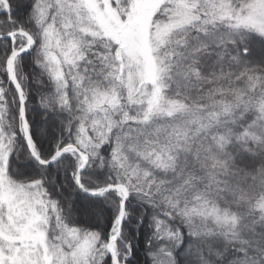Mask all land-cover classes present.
Masks as SVG:
<instances>
[{
  "label": "trees",
  "instance_id": "1",
  "mask_svg": "<svg viewBox=\"0 0 264 264\" xmlns=\"http://www.w3.org/2000/svg\"><path fill=\"white\" fill-rule=\"evenodd\" d=\"M4 1L0 165L9 181L43 189L54 206L47 210L50 240L59 221L107 244L124 195L91 197L80 188L123 186L128 198L113 243L119 264H264V123L256 119L264 102V36L225 19L172 31L155 56L162 95L182 110L145 119L149 86L129 94L118 69L120 46L84 33L72 0ZM129 1L112 5L119 11ZM206 1L197 0V10L208 8ZM19 30L33 41L16 56L12 74L34 152L48 161L74 146L87 160L78 185L76 153L40 164L26 146L6 63L27 38L2 37ZM66 47L71 59L55 64L52 53ZM99 92L113 101L97 107ZM98 264L114 263L105 251Z\"/></svg>",
  "mask_w": 264,
  "mask_h": 264
},
{
  "label": "rangeland",
  "instance_id": "2",
  "mask_svg": "<svg viewBox=\"0 0 264 264\" xmlns=\"http://www.w3.org/2000/svg\"><path fill=\"white\" fill-rule=\"evenodd\" d=\"M112 1L118 0H72L68 6L72 5V10L79 14L84 33L107 38L120 46L118 69L124 71L130 95L138 87L149 86V91L143 93L147 103L145 119L182 110L178 103L163 97L161 68L155 56L172 31L199 20L225 19L264 36V0H235L232 5L229 0H208V8L204 9V6L201 10H197V0H130L119 11ZM165 3L169 6L161 11L164 18L158 20L156 12ZM28 45L26 39L23 49ZM69 52L70 47H66L59 51L60 56L52 53L54 63L59 64L57 57L70 60ZM112 101L111 95L99 92L94 104L103 107ZM257 112L256 119L264 123V102ZM69 152L73 150L69 149ZM82 156L86 158L84 154ZM78 159L82 164L79 156ZM0 160L3 162L5 157ZM117 193L123 195L121 189ZM48 209L54 210V206L37 182H11L5 175L3 164L0 165V264H98L107 244L99 245L94 234H81L59 221H56L50 240ZM110 248L114 252L113 243Z\"/></svg>",
  "mask_w": 264,
  "mask_h": 264
},
{
  "label": "water",
  "instance_id": "3",
  "mask_svg": "<svg viewBox=\"0 0 264 264\" xmlns=\"http://www.w3.org/2000/svg\"><path fill=\"white\" fill-rule=\"evenodd\" d=\"M1 2H3V4H5V9H2L0 10V13L2 12H6L8 10V7H7V4L5 3L4 0H0ZM15 35H21L25 38L28 39L29 41V45L24 48V49H21V50H18V51H14L11 55V57L8 59L7 63H6V71H7V74H8V78L10 80V82L12 83V85L16 88L17 92H18V99H19V103H20V121H21V128H22V135H23V138L25 140V143H26V146L28 148V151L29 153L31 154V156L37 161L39 162L40 164H49V163H53L55 160H57L59 157H61L63 154L65 153H68L69 152V149L73 150L74 153H76L79 157H80V160L82 162V166L81 168L78 170L77 174H76V178H75V183L78 185V174L79 172L85 168L86 164H87V160L86 158H83L82 156V153L77 150L74 146H66L64 148H62L57 156L55 158H52L51 160H48V161H42L40 159H38V157L36 156L35 152H34V149H33V146L31 144V141H30V138H29V135H28V129H27V124H26V120H25V110H24V100H23V94H22V90H21V87L19 86L17 80L15 79L14 75L12 74V68H13V63H14V60L16 58V56L22 52H26L28 50H30V48L33 46V41L32 39L26 35L24 32H22L21 30L15 32V33H11V34H7V35H3L2 37L4 38H9V39H13V37ZM118 189H121L123 191V199L122 201L120 202V208H119V212H118V215L116 217V223H117V232H116V235L114 238H110L107 245H106V252L107 254L112 258V261L114 264H119L118 263V260L114 254V252L111 250L110 248V245L112 243H114V241L119 237L120 235V229H121V223H122V215H123V209H124V205H125V202L128 198V191L126 188H124L123 186H110V187H107L105 188L104 190L102 191H99L97 193H93V192H86L84 191L83 189L80 188V190L85 193L86 195H89L91 197H101V196H104L106 193L110 192V191H113V190H118Z\"/></svg>",
  "mask_w": 264,
  "mask_h": 264
}]
</instances>
